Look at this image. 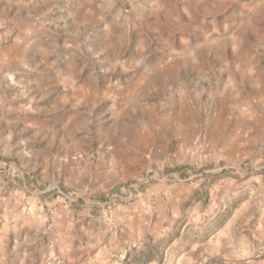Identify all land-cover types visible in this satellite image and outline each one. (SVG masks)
I'll list each match as a JSON object with an SVG mask.
<instances>
[{
    "label": "rangeland",
    "instance_id": "374dc122",
    "mask_svg": "<svg viewBox=\"0 0 264 264\" xmlns=\"http://www.w3.org/2000/svg\"><path fill=\"white\" fill-rule=\"evenodd\" d=\"M47 1L34 48L0 36V264L4 223L40 215L55 231L84 218L77 250L102 264V204L109 217L118 196L138 203L134 224L109 225L123 248L231 224L214 261L264 264V0ZM58 237L36 264H67Z\"/></svg>",
    "mask_w": 264,
    "mask_h": 264
},
{
    "label": "crops",
    "instance_id": "0c3cea01",
    "mask_svg": "<svg viewBox=\"0 0 264 264\" xmlns=\"http://www.w3.org/2000/svg\"><path fill=\"white\" fill-rule=\"evenodd\" d=\"M46 2L48 1L0 0V7L4 8V25L0 24V36H4L5 40H10V37L13 36L12 39L14 41H19L20 45H24V50L26 52L32 47L34 48L35 45H38V40L47 33L46 27L40 26L41 23L39 25L37 24V19L43 12L52 10V4H48L43 10L40 9L41 5ZM68 20L75 23L80 22V19L74 15H71ZM10 45L12 48L15 46L14 44ZM117 200L121 202L114 204L113 210L109 211V217L106 215L107 209L105 203L102 204V216L100 217V226L98 227L102 234L98 237L103 238L102 243H99L97 253L94 256L95 261L93 262L100 261L102 264H218L214 261V258L221 252L224 256V252L216 248V244L221 242L220 248L224 249L226 245L225 242L229 240V236L232 240H235L230 230L232 225L229 224L224 226L225 228L216 235L202 233L201 237L198 239H186L182 232L180 235L176 236V238H171L170 243L168 239L166 247L160 249V247L158 248L157 246V250L151 249L150 239L142 236H140V240H142L139 243L137 242L138 245L135 242L131 243L133 244L132 246L128 243V245H130L127 246V248H123L122 243H117V230L114 231L112 235L108 233L109 225L112 221L114 223L119 221L121 224H134L136 212L133 211V208L136 206L135 204L138 203L135 201L130 204H122L124 200L121 199L120 196H118ZM39 203L41 204L39 205ZM44 205L49 206V203L47 201L42 202L37 200H33L31 203L32 208L39 206L40 210L44 208ZM66 207L67 206H65V208ZM107 208L109 209L110 206ZM121 210L124 211L125 214L120 215L119 213ZM68 213L72 216L73 210H69ZM42 216L43 215H40L39 220L37 219L38 221L36 220L33 222L28 219H18L15 223L9 221H7L6 224L4 223V246H6L3 252L6 255L4 264H11L8 259L10 256L23 259L21 260V264H36L38 261L35 259V257H37V242L41 241L40 243L42 244L44 237H47L48 240V237L51 235L58 237L57 233L60 235L57 240H60L61 237L69 238L68 242L71 251L61 249L62 247H57L59 255L64 257L66 263L88 264L89 256H87V252H84L83 249L77 250V248H84L83 241L86 243V239H83V237L86 238L88 232L84 218H78L74 222V219L71 217L67 222L68 224L61 231L57 230V227L55 231V222L52 224L53 228H51L48 226L46 219ZM74 224H79L80 227L76 228ZM133 228L134 227H132V230ZM260 230V233H262V230L264 231V223H262ZM12 232L17 235L15 244L12 239H10V237L13 236ZM247 233V231L246 233L242 231L243 236H241L244 238L242 241L246 249L244 254H246L248 252L247 249L250 248V246H248V238L246 237ZM131 235H134V233H131ZM78 237L79 239H77ZM236 255H242V253L237 251Z\"/></svg>",
    "mask_w": 264,
    "mask_h": 264
}]
</instances>
